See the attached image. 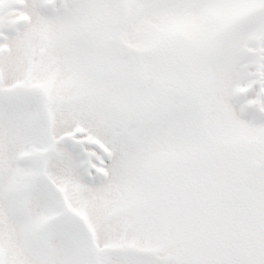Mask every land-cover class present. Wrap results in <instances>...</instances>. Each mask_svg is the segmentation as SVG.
Here are the masks:
<instances>
[{"label": "snow or ice", "instance_id": "snow-or-ice-1", "mask_svg": "<svg viewBox=\"0 0 264 264\" xmlns=\"http://www.w3.org/2000/svg\"><path fill=\"white\" fill-rule=\"evenodd\" d=\"M0 264H264V0H0Z\"/></svg>", "mask_w": 264, "mask_h": 264}]
</instances>
